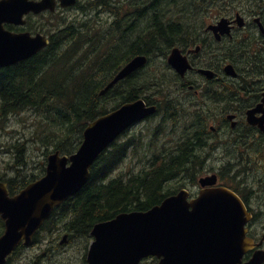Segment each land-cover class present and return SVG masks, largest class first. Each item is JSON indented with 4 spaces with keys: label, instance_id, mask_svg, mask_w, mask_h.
Wrapping results in <instances>:
<instances>
[{
    "label": "trees",
    "instance_id": "1",
    "mask_svg": "<svg viewBox=\"0 0 264 264\" xmlns=\"http://www.w3.org/2000/svg\"><path fill=\"white\" fill-rule=\"evenodd\" d=\"M118 1L130 5L116 4ZM172 1L89 0L85 5L78 6L86 13V20H76L53 34L48 50L0 70V134L9 131L14 116L18 117V123L32 127L30 139L26 137L24 140L19 138L4 142L11 159L5 172L0 174V181L8 184L11 195L19 193L45 174L49 154L60 151L64 155H71L76 152L88 124L122 104L142 97L151 85L158 82L160 78L155 73H147L133 81L137 73L121 83L127 84L121 99L115 95L118 91L122 92L119 85L113 92L101 95L108 82L137 51L128 50L126 53L121 47L128 32L125 26L133 29L138 20L143 22L146 18L165 17L168 19L167 25L158 20L152 22L155 31L150 35V40L156 41V36L160 37L161 33L195 34L204 30L215 13H222L226 6L244 0ZM262 1L252 2L249 8L252 12L260 13L264 19ZM177 2L180 5H176ZM146 7L153 8L152 14L144 17V11L136 13ZM100 9L108 11L112 18L107 30L99 19ZM60 22L57 19L59 26L62 25ZM233 48L236 55H245L243 41L235 47L227 46V55L232 54ZM235 65L237 68L242 67L237 63ZM28 113L30 116L26 118ZM28 120L31 122L28 123ZM134 138H130L127 144H113L101 154L91 169L88 184L70 202L58 208L37 234L34 243L41 241L42 233L49 237L46 250L50 252L49 261L45 264H54L51 262L55 253L52 247L58 246L63 231H68L70 242L80 239L89 241L90 233L97 223L112 220L124 212L147 211L172 193L165 186L175 177H180L186 167L180 142L164 158H154L148 170L128 178L113 176L127 157L128 147ZM31 139L38 147L36 150L44 157L38 173L29 168ZM187 167L190 168L191 164ZM196 168L194 165L193 169ZM3 230L4 223L0 220V235ZM38 259L34 264H39ZM8 263H11V259Z\"/></svg>",
    "mask_w": 264,
    "mask_h": 264
},
{
    "label": "water",
    "instance_id": "2",
    "mask_svg": "<svg viewBox=\"0 0 264 264\" xmlns=\"http://www.w3.org/2000/svg\"><path fill=\"white\" fill-rule=\"evenodd\" d=\"M75 3L76 0H61L62 7ZM54 8V0L0 2V67L28 59L49 44L41 36L12 35L3 29L2 23L24 24L25 14ZM236 23L240 27L245 24L239 14ZM231 29L226 18L208 27L217 40L230 35ZM146 62V57L134 58L101 95ZM169 63L183 77L192 69L187 57L178 50L173 52ZM200 72L209 79L215 77L212 71ZM225 72L229 76L237 75L233 65H228ZM156 110L139 100L97 119L85 130L83 143L74 155L51 154L46 175L13 197L7 184L0 182V216L5 222V232L0 237V264H5L22 242L30 245L55 208L86 186L95 161L126 129ZM233 118L230 116L229 120ZM200 183L204 188L213 186L217 177L203 178ZM189 206L195 213L186 212ZM250 219L241 198L229 188L203 189L190 205L181 191L148 212L122 213L112 221L97 224L92 231L95 241L88 252L87 264H139L148 256L158 257L159 264H240L243 255L253 247L246 229ZM263 263L264 252H257L247 264Z\"/></svg>",
    "mask_w": 264,
    "mask_h": 264
},
{
    "label": "flooded vegetation",
    "instance_id": "3",
    "mask_svg": "<svg viewBox=\"0 0 264 264\" xmlns=\"http://www.w3.org/2000/svg\"><path fill=\"white\" fill-rule=\"evenodd\" d=\"M56 1L58 5L54 12L46 11L38 15L30 13L26 17L25 25L5 24V28L12 33L43 35V27L51 25V20L46 18L51 19L66 11L60 8L59 0ZM255 18L250 23L246 21L243 29L233 23L232 34L222 37L221 40H217L215 34L206 27L204 31L190 34L189 37L184 33H161L156 41L151 39L139 43L138 35L139 38L134 42L140 46L135 55L148 58L147 65L138 71L139 73L146 69L155 73L156 66L153 61L155 57L160 58L163 65L179 79L182 90H185L174 94V98L150 95L136 99L135 101L144 100L147 107L157 110L156 114L135 127L159 120V125L154 129L155 133H160L159 136L164 130H170L172 134H175L177 129L181 130L179 140L186 167L180 177L172 180L183 181L179 190L171 194L172 196L184 191L187 204L190 205L198 199L203 189L223 186L232 189L242 198L251 216L246 227L247 236L254 241V246L244 254L241 264L248 263L257 252L264 251V176H252L260 161L264 159V19L259 18L258 22ZM231 21H234V18ZM210 24L207 23V26ZM169 37H174L176 42L164 51L162 40ZM202 39L209 40L210 44L193 42ZM239 41L244 43L245 55L242 58L236 55L235 48L231 55H227V46L235 47ZM205 45L210 46L206 52L203 50ZM175 50L186 56L193 67L185 77L179 76L168 63ZM237 57L244 63L240 68L235 67ZM229 64L234 65L237 75L233 79L228 77L227 81H223L221 78L225 80V67ZM203 69L215 72V77L209 79L203 76L199 73ZM187 93L193 96L196 105H191L192 96L188 97ZM170 114L173 120L166 122V115ZM230 116L234 117L233 120H229ZM136 144L135 141L133 146ZM212 157L216 163H221L222 172L213 170L204 173ZM188 164H191L190 168L187 167ZM194 165L197 166L196 169H193ZM212 176L217 177V183L202 187L200 181ZM253 183L256 184V189L251 185ZM185 210L195 213L192 206ZM61 259L56 258L63 260L57 264H69V259ZM44 261L47 260L38 259L39 264H44ZM156 261L159 262L157 258L150 256L142 259L139 264H157Z\"/></svg>",
    "mask_w": 264,
    "mask_h": 264
},
{
    "label": "rangeland",
    "instance_id": "4",
    "mask_svg": "<svg viewBox=\"0 0 264 264\" xmlns=\"http://www.w3.org/2000/svg\"><path fill=\"white\" fill-rule=\"evenodd\" d=\"M88 1L89 0H80V4L85 5L86 3H88ZM215 1L225 2L226 0H212L211 2H215ZM170 2H174V1L170 0ZM251 2L255 3L256 1L255 0H244L242 3L235 2L231 6H226L225 9L222 11V13H219V14L215 13L213 20L218 21L222 17L233 18L236 13H240L245 18L247 23H250L252 22L253 18L256 17L254 16V14H252L249 11V5ZM132 3L133 2H131V4ZM116 4L130 5L129 3L124 2V1L123 2L118 1L116 2ZM176 5H180V3L177 2ZM100 11H101L100 12L101 16L99 19L101 20L103 27L106 26L105 30H107L111 24L112 18L110 17L108 11L103 12V9H100ZM141 12L144 13V17H145V16L152 14L153 8L146 7V8H143L142 11H140V9L136 11V13H141ZM60 16L63 18V21H64L63 23L65 25L70 24L76 20H82L84 18H85L84 20H86V17H87L86 13L79 11L78 9H72V10L65 11L64 14ZM94 16H96V13L94 14ZM46 19L51 20L49 17ZM156 20H158L160 23L167 25L168 19H166L165 17H162V18L158 17V19L146 18L144 19L143 22L141 20L138 21L136 23L135 30L133 32L128 31L126 33L127 35L125 36L124 42L123 41L121 42V47L124 49V52L127 53L128 50L129 52H131V50L134 47L140 48L138 43L134 44V42L139 38L138 35H140L139 43L148 41V36H149L148 34H151L152 32L155 31V29L152 28V22L153 21L155 22ZM53 24H56V22H53ZM49 27L51 26H45V28H49ZM62 28L64 27H60V29ZM126 28L127 26H125V30ZM181 33H184V32H181ZM181 33H178V34H181ZM158 37L159 36H156V39ZM170 39H171L170 44H174L176 42V39L174 37H171ZM162 41H163L162 50L166 51L172 46V45L168 46L166 45L167 43L164 40ZM193 42H196L197 44L198 43L200 44L206 43V45L210 44L209 40L207 39H202L201 41L197 40ZM206 45L203 47L204 52L210 49V46L206 47ZM235 62L239 64L240 66H243L244 64L243 60L242 59L240 60L239 57L235 59ZM153 65L156 66L155 74H159L161 76L162 83H158L154 81L156 83L151 85L146 91V93L140 98H145L150 95H154L155 97H162V98L166 97V99H168V98H174V94L178 92L185 91V90H182L181 85H180L181 82L178 81L179 79L176 77V75L168 67L163 65V63L161 62L159 58L157 57L154 58ZM150 72H151L150 69H146L145 71H143L142 73L134 77L135 79H133V81L136 79L139 80V76H145L147 73H150ZM221 79L223 81H227L228 77L226 76L225 80L224 78H221ZM160 84H163V85H160ZM172 84H174L175 86L173 87ZM145 85L149 86L148 84H145ZM119 87L122 88V92L118 91L117 93H115V95H117L118 98L121 99V96L122 94H124L123 92H124V89L127 87V84L126 83L123 85L120 84ZM187 96L190 97L192 95L187 93ZM205 100H207V98H205ZM190 103L193 106L196 105V100L193 99V96L190 97ZM29 116H30V113L26 114L25 117L29 118ZM17 118L18 117L14 116L13 120L10 121L11 127L9 128V131L8 130L2 131V133L0 134V145H1L0 146V174L5 172V168L11 159L10 154L7 152L6 148L4 147L5 146L4 142L6 143L7 141H11V140L16 141L19 138H21V140H24L26 137L30 139L29 133L32 127L29 124L26 126L24 123H18L16 121ZM170 120H173L171 118V114L169 116H166V122H170ZM30 122L31 120H28V123ZM158 122L159 120H152L147 125H142V126L140 125L138 127H135L136 129L134 128L127 132L128 134L126 136L127 139L134 136L135 137L134 140L137 142V144L130 148V150L128 151L127 157L122 161L118 169L114 172L113 174L114 177L121 176L123 178H128L131 175L142 173L143 171L149 169L150 164H152L154 158H157V159L164 158L166 154H168L170 151L175 150L178 147L179 137L182 134L181 130L177 129L175 134H172L171 132H169L170 130H164L162 135L159 136L160 133L158 132L155 133L154 131L156 126L159 125ZM13 129L15 130L14 133L12 132ZM124 140H125V136L122 137L120 142H123ZM29 146L32 149L30 151V159H29L30 167L29 168L33 172L38 173L41 170L40 164L44 160V157L41 152L36 150L38 147H36L32 139L29 143ZM46 162H47V158H46ZM259 164H260L259 167L256 168L254 171L255 173L252 174V176H255L258 178L261 176L262 177L264 176V159L260 161ZM206 168H207V171L204 173H208L213 170H215L214 172L216 171L222 172L223 170L221 168V163H216V160L213 157L210 159L209 164L206 165ZM255 183L251 184L254 189L257 188ZM181 184H183L182 180L180 181L175 180V181H172L171 183H168L165 186V188L167 189V191L179 190V187L181 186ZM60 240L61 238L59 237L58 244H57L58 246L55 247L53 263L57 264L60 260H56V258L61 257L62 259L68 258L69 264H84L86 256H87V250H88V245L90 243V240L88 241L87 239H80L78 241L70 242L66 245H60L59 244ZM47 243H48V235H45V233H43L41 237V241H39L38 243H33L31 246L22 247L21 249H19L13 255L11 259V264H34V262L39 257H41L40 259H46L47 261H49L50 252L49 251L46 252V248L42 247L43 245Z\"/></svg>",
    "mask_w": 264,
    "mask_h": 264
},
{
    "label": "bare ground",
    "instance_id": "5",
    "mask_svg": "<svg viewBox=\"0 0 264 264\" xmlns=\"http://www.w3.org/2000/svg\"><path fill=\"white\" fill-rule=\"evenodd\" d=\"M139 21V20H138ZM136 27V26H135ZM135 27H132L133 29H131V28H128V26H127V28H126V30L127 31H134L135 30ZM125 30V31H126ZM179 33V32H178ZM177 33V34H178ZM151 34H153V33H151ZM151 34H149V35H151ZM159 35V34H158ZM148 38H150V36H148ZM148 40H150V39H148ZM167 44L166 45H168V46H171V45H173V44H170L171 43V40H169L168 38H167V40L166 39H163ZM139 48H133L131 51L133 52V50H138ZM145 66H146V64H145ZM123 68H121L120 69V71L122 70ZM135 73H137V71H135ZM110 84V81L108 82V84H107V86L104 88V89H106L107 87H108V85ZM118 85H120V84H116V85H114L113 87H110L106 92H105V94H107V93H109V92H111L112 90H114V88L116 87V86H118ZM103 89V90H104ZM104 94V95H105ZM141 100V99H140ZM139 101V100H138ZM144 101V100H143ZM136 102V101H135ZM145 102V101H144ZM127 103H130V102H127ZM127 103H124V104H127ZM123 104V105H124ZM146 104V103H145ZM151 108H153V107H151ZM157 109V108H156ZM167 116V115H166ZM128 132V131H127ZM126 132V133H127Z\"/></svg>",
    "mask_w": 264,
    "mask_h": 264
}]
</instances>
